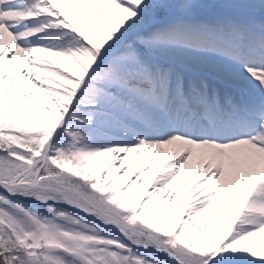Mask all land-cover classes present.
I'll return each mask as SVG.
<instances>
[{
  "label": "snow or ice",
  "instance_id": "snow-or-ice-1",
  "mask_svg": "<svg viewBox=\"0 0 264 264\" xmlns=\"http://www.w3.org/2000/svg\"><path fill=\"white\" fill-rule=\"evenodd\" d=\"M0 264H264V0H0Z\"/></svg>",
  "mask_w": 264,
  "mask_h": 264
}]
</instances>
